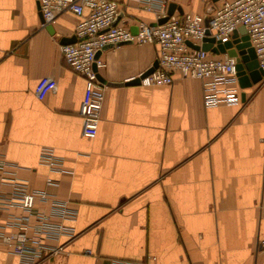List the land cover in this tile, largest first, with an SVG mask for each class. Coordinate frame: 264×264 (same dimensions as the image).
Returning <instances> with one entry per match:
<instances>
[{
  "label": "crops",
  "instance_id": "1",
  "mask_svg": "<svg viewBox=\"0 0 264 264\" xmlns=\"http://www.w3.org/2000/svg\"><path fill=\"white\" fill-rule=\"evenodd\" d=\"M119 1L133 29L155 22L141 0ZM168 2L205 13L219 0ZM79 20L66 11L51 32L38 0H0V157L18 165L12 175L28 188L76 210L75 236L41 264H264V80L244 88L240 103L216 106L204 105L201 79L179 73L171 84H107L98 133L87 137L85 78L61 48ZM100 56L103 77L125 81L153 64L158 45L121 43ZM43 146L71 172L41 163ZM10 187L0 170V190ZM21 212L0 208V229ZM0 264H21L2 242Z\"/></svg>",
  "mask_w": 264,
  "mask_h": 264
},
{
  "label": "built area",
  "instance_id": "2",
  "mask_svg": "<svg viewBox=\"0 0 264 264\" xmlns=\"http://www.w3.org/2000/svg\"><path fill=\"white\" fill-rule=\"evenodd\" d=\"M38 1L44 27L66 11L80 17L75 29L76 41L62 43L61 48L65 61L85 78L79 110L84 119L83 134L87 137L97 135L102 117L107 84L99 78L98 72L105 61L96 53L107 43L116 45L130 40L156 43L158 65L141 77V83L171 84L175 73L201 79L205 106L238 104L244 89L239 81L237 56L228 51L214 52L196 47L206 38H213L212 47H217L219 43L232 40L234 31L244 25L264 70V0H219L210 12L181 13L175 9L172 14L168 13V0H141L145 9L155 13L156 19L155 22L138 20L137 33L121 16L123 9L119 0ZM164 16H168L167 20L160 23L159 19ZM242 36L239 33L238 38L241 40ZM233 46L236 47V43ZM39 160L50 169L71 172L66 169L64 156L53 147L43 146ZM17 166L0 157V170L11 175V187L0 190V208H22L21 213L6 217L7 229H0V242L18 257L21 264H41L46 255L62 250L63 244L59 242L62 237L75 236V228L68 221L74 219L76 210L69 199L45 189L28 188L24 181L12 175ZM48 239L56 242L50 243ZM260 251L264 252V240L260 243ZM112 264H137V261L114 258Z\"/></svg>",
  "mask_w": 264,
  "mask_h": 264
},
{
  "label": "water",
  "instance_id": "3",
  "mask_svg": "<svg viewBox=\"0 0 264 264\" xmlns=\"http://www.w3.org/2000/svg\"><path fill=\"white\" fill-rule=\"evenodd\" d=\"M38 7H39V1H38ZM175 9H179L181 12H183L181 7L178 6L176 2H170L168 13L172 14ZM40 17L42 20L41 13H40ZM167 18L168 16H164L159 19V22L163 23L167 20ZM206 18L208 19V15H206ZM46 27L51 32H54L53 25L49 24ZM131 29L134 33L138 32V26L137 28L135 27V29L131 27ZM239 33L243 34V37L241 40L238 38ZM76 38H77L76 34H73L71 36H63L61 39V42L62 43L74 42L76 41ZM213 40H214L213 38H206V41L202 45H196V47L201 46L204 49H211L214 52L228 51L230 55L237 56L236 59H237V68L239 70V81L242 87L244 88L249 87L253 85L254 83H257L264 79V70L259 65L256 51L254 47L251 45V42L249 40V35L244 25H241L237 30L234 31L233 39L230 41H227L225 43H219L217 47H212L211 41ZM127 42H132V41L131 40L121 41V42H118L117 44L127 43ZM234 43H236V47L233 46ZM112 45H115V43H107L103 48L97 51L96 56L99 57L103 49L109 46H112ZM227 48L229 49L227 50ZM157 65H158V59H155L153 64L148 69L143 71L140 75L134 76L125 81H108L103 77L101 72H98V76L104 83L110 84V85L137 84V83H141V77L152 72L157 67ZM244 96H245V92H243V97Z\"/></svg>",
  "mask_w": 264,
  "mask_h": 264
}]
</instances>
